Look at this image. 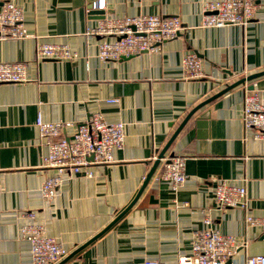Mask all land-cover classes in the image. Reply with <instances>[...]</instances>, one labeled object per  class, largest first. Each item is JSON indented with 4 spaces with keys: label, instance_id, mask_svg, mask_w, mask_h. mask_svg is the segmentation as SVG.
<instances>
[{
    "label": "crops",
    "instance_id": "crops-1",
    "mask_svg": "<svg viewBox=\"0 0 264 264\" xmlns=\"http://www.w3.org/2000/svg\"><path fill=\"white\" fill-rule=\"evenodd\" d=\"M13 1L22 9L27 35L0 39V61L24 62L26 79L0 82V264H32L20 231L26 212L34 211L67 255L102 230L134 198L155 156L194 106L264 69V20L258 9L244 25L201 26L207 0H104L102 6L99 0ZM142 13L176 15L182 28L156 51L100 59L99 37L86 28L104 16ZM41 42L65 43L76 57L38 59ZM188 50L201 59L200 77L182 74ZM245 89L264 98V73L201 105L176 134L165 156H185L186 179L178 189L160 176V162L132 205L62 264L146 258L174 263L190 250L193 232L205 226L206 217L212 227L245 241L236 257L264 253V224L246 221L247 215L264 218V137L254 138L244 125ZM94 111L108 122H124L123 146L113 150L112 162L66 175L53 198L45 199L41 185L52 169L41 165L48 149L37 114L76 123ZM219 178L245 186V207L215 201Z\"/></svg>",
    "mask_w": 264,
    "mask_h": 264
},
{
    "label": "built area",
    "instance_id": "built-area-1",
    "mask_svg": "<svg viewBox=\"0 0 264 264\" xmlns=\"http://www.w3.org/2000/svg\"><path fill=\"white\" fill-rule=\"evenodd\" d=\"M104 0H99L102 6ZM95 5V4H94ZM262 11L264 0H207L202 6L201 26L244 25ZM21 7L13 0L0 3V39L27 35L22 23ZM182 28L176 15L163 16L142 13L125 16H104L85 33L99 37L97 56L102 60H116L143 51H156L161 44L175 37ZM38 59H74L76 52L65 43L41 42L35 48ZM182 74L196 78L202 75L201 59L193 51H186L181 58ZM26 79L25 64L21 61H0V82H20ZM109 98L108 101H115ZM242 119L253 130L254 138L264 137V98L255 89H245ZM35 124L39 137L47 146L41 165L52 169L41 185V194L51 199L66 175L90 173L98 163L114 160L113 150L124 144V122L106 121L99 111L92 112L82 122L70 120H45L37 114ZM73 127L70 134L65 129ZM156 158V156H155ZM168 158V160H167ZM160 176L176 190L186 179L185 156L173 154L161 158ZM214 199L220 206L245 207L247 196L243 184L219 178L214 187ZM28 221L20 231L30 244L32 264H56L67 255L68 249L54 237L45 233L44 226L34 219V211H27ZM204 219L205 226L193 232L190 250L177 255L174 263L157 258L138 261H120L115 264H264V253L236 257V251L245 241L230 233H222ZM250 224H264V218L246 216Z\"/></svg>",
    "mask_w": 264,
    "mask_h": 264
},
{
    "label": "water",
    "instance_id": "water-1",
    "mask_svg": "<svg viewBox=\"0 0 264 264\" xmlns=\"http://www.w3.org/2000/svg\"><path fill=\"white\" fill-rule=\"evenodd\" d=\"M264 73V69L261 71H257V72H253L251 74H248L246 76H243L237 80H235L234 82L226 85L224 88H222L221 90H219L218 92H216L215 94L209 96L208 98H206L205 100L201 101L199 104H197L196 106H194L187 114L186 116L183 118V120L180 122V124L177 126V128L174 130L173 134L170 136V138L167 140V142L165 143V145L161 148V150L159 151V153L157 154L156 158L154 159L148 173L146 174L142 185L140 186L138 192L136 193V195L134 196V198L131 200V202L124 208L123 211H121L109 224H107L102 230H100L98 233H96L94 236H92L88 241H86L85 243H83L82 245H80L79 247H77L75 250H73L72 252H70V254H68L67 256H65L60 262H58L57 264H62L68 257H70L71 255H73L75 252H77L79 249H81L83 246H85L87 243L91 242L92 240H94L96 237H98L101 233H103L111 224H113V222L115 220H117L131 205L132 203L137 199V197L139 196V194L141 193L143 187L145 186V184L147 183L148 179L150 178L151 174L153 173V171L155 170V168L157 167V165L160 163L161 158L165 157V152L167 150V148L169 147V145L171 144L172 140L174 139V137L176 136V134L179 132V130L181 129V127L184 125V123L187 121V119L191 116V114L197 109L199 108L201 105H203L204 103L208 102L209 100L213 99L214 97L220 95L221 93L227 91L228 89L240 84V83H244L245 81L251 80L252 78H255L261 74ZM173 153L171 152L168 156H172ZM168 160V158H167Z\"/></svg>",
    "mask_w": 264,
    "mask_h": 264
}]
</instances>
